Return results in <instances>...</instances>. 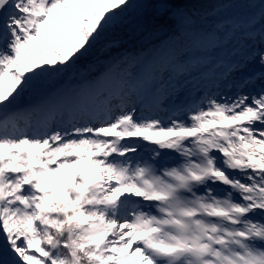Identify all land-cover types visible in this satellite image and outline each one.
Segmentation results:
<instances>
[{
    "label": "snow or ice",
    "instance_id": "snow-or-ice-1",
    "mask_svg": "<svg viewBox=\"0 0 264 264\" xmlns=\"http://www.w3.org/2000/svg\"><path fill=\"white\" fill-rule=\"evenodd\" d=\"M0 264H264V0H0Z\"/></svg>",
    "mask_w": 264,
    "mask_h": 264
},
{
    "label": "rangeland",
    "instance_id": "rangeland-1",
    "mask_svg": "<svg viewBox=\"0 0 264 264\" xmlns=\"http://www.w3.org/2000/svg\"><path fill=\"white\" fill-rule=\"evenodd\" d=\"M238 42L242 43V41H240V38L238 37L237 40H233L232 44L225 47L223 49V53L224 56H229V54L233 51V50H239L238 49ZM251 71H259V65H256L254 68L249 69ZM189 78H191L194 82L193 85L194 86H202V81H201V77H198V74L195 75H191ZM194 78H197L194 79ZM118 81H120L119 79L110 81L108 83H106L104 85L103 88V93L100 94V97L98 96L97 92H92L89 97H88V103L89 101L91 102L92 107H102L105 103H107L108 101H112V102H118L121 99H125L128 98L129 95V87L127 85H124L123 83H118ZM105 95H108V97L106 98Z\"/></svg>",
    "mask_w": 264,
    "mask_h": 264
},
{
    "label": "bare ground",
    "instance_id": "bare-ground-1",
    "mask_svg": "<svg viewBox=\"0 0 264 264\" xmlns=\"http://www.w3.org/2000/svg\"><path fill=\"white\" fill-rule=\"evenodd\" d=\"M238 49H239V48H238ZM221 55L224 56L223 50H222ZM198 77H200V76H198ZM194 79L197 80V78H194ZM193 82H194V81H193L191 78H189V79L186 81V83H188L189 86H191V87H196V86L193 85ZM89 104L91 105V102H90V101H89ZM91 106H92V105H91Z\"/></svg>",
    "mask_w": 264,
    "mask_h": 264
},
{
    "label": "trees",
    "instance_id": "trees-1",
    "mask_svg": "<svg viewBox=\"0 0 264 264\" xmlns=\"http://www.w3.org/2000/svg\"><path fill=\"white\" fill-rule=\"evenodd\" d=\"M118 83H120V81H118ZM98 96L100 97V94L98 93ZM105 97L107 98L108 97V95H105Z\"/></svg>",
    "mask_w": 264,
    "mask_h": 264
}]
</instances>
